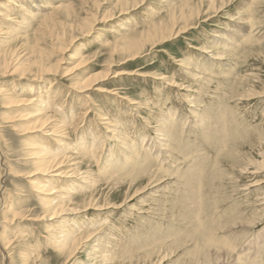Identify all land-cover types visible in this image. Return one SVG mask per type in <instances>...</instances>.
<instances>
[{"label": "rangeland", "instance_id": "obj_1", "mask_svg": "<svg viewBox=\"0 0 264 264\" xmlns=\"http://www.w3.org/2000/svg\"><path fill=\"white\" fill-rule=\"evenodd\" d=\"M117 1L101 0L97 8L92 0L0 3V26L19 31L0 35V53L10 48L24 58L38 36L43 38L39 45L49 50L64 30L60 23L69 26L63 10L52 13L56 5L71 4L77 16L97 18L91 35L82 33L72 51L57 57L62 58L59 69L41 79L38 93L33 84L25 86L29 79L0 71V88L10 96L37 97L47 107L20 118L23 111L34 112V104L12 102L0 93V264H264V0H231L220 11L217 5L209 8L212 0H201L193 28L126 64H117L120 56L115 57L114 70L126 73L114 77L110 71L91 89H74L110 67L117 39L148 30L184 3L149 0L124 16L106 17L118 13ZM19 2L40 10V16L48 14L50 22L27 18ZM11 14L18 16L13 23L6 18ZM16 19L30 22L16 29ZM47 116H53L50 128L65 126L58 133L66 132L71 149L81 148L65 151L75 157L66 162V174L78 172L62 178L74 184L69 200L60 204L42 202L30 182L38 177L30 176L37 171L32 146L40 136L54 151L58 144L56 135L28 132ZM89 175L96 181L93 205L80 209L85 192L78 184ZM61 207L71 211L67 229L106 220V230L70 259L50 243L65 215L50 218ZM92 247L95 252L88 254Z\"/></svg>", "mask_w": 264, "mask_h": 264}, {"label": "bare ground", "instance_id": "obj_2", "mask_svg": "<svg viewBox=\"0 0 264 264\" xmlns=\"http://www.w3.org/2000/svg\"><path fill=\"white\" fill-rule=\"evenodd\" d=\"M1 1L2 0H0V3H1ZM86 1L89 2V0H86ZM148 1L149 0H118L117 4H116V11H118V13L116 12L115 14H113V15L111 14L110 16L107 15L106 17L113 19L116 17L124 16L126 14L133 12V11H136L137 9H140L143 5H146ZM198 1L199 2H197L196 0H184V3L182 6L178 5L177 7H174L173 9H171L169 11L167 19L160 20L158 23L153 24L151 27L148 28V30H144V31H142V30L137 31L136 30L132 33H128L126 36L121 37V38H126L125 40H123V42L121 40L117 39L113 45L109 44V45H111V49H110L111 58L109 60L111 68L108 67V68H106V71H104V72L95 73L94 75L90 76L89 78L84 79L80 83L79 82L75 83V84L73 83L74 84L73 88L78 89L81 92H84L87 89H91L93 85L100 84L101 81H104L107 77H109L110 71H112V73L114 74V77L120 76V75L126 73V71L114 70L115 67L117 66V64H126L128 61L142 56L144 53L147 52L148 49H153L157 45L164 44L167 41H170L172 39L174 40V38L179 37L182 33L187 32L189 30V28H193V23L191 22V19L193 17H197L201 14V9H200L201 0H198ZM219 1H220L219 6H218V2L216 0L210 1V3H209L210 7L209 8L214 9L217 5L215 10L220 11V10L225 8V4L228 5L231 2V0H219ZM92 2L96 8L101 5V0H92ZM216 2H217V4H216ZM24 4L27 5V3H25V2L24 3L19 2L16 5L18 7H20V10L24 11V14L27 16V18H31V17L32 18H40V17H42V19L44 20V24H46V25L50 22V21H46L47 19H49V17H47L48 14L44 17L40 16L41 15L40 10H39V12H38V10H36V11L27 10L26 6ZM57 8L61 11L63 10L64 15L66 17V20H67V22L69 21L70 24H69V26H66L65 23H60V25L64 27V30L60 31L58 34L55 35V37H56L55 42L56 43H54V45L52 46V49L49 48V50H48L44 46L39 45V43H41L40 38H42V37L38 36V41L34 44V47L32 48L31 53L27 58L21 57L20 54L15 53V51H13V50L10 51V48L6 49L3 53H0V71L1 70L4 72L12 71L13 73L19 74L21 76L20 78H22V79H29V82H32V83H27V84H25V86H31L33 84V86H34L33 89L37 88V90H36L37 93L39 92V90H41L40 88L38 90L39 86L37 85L41 81V79L47 75L52 74L53 72H56L59 69V67L61 65V59L62 58L58 59L57 57L58 56L60 57L61 54L65 55V53L68 51H72L73 47L70 48V46L75 41L77 43L79 36L82 33H88L89 35H91V32H94V30H95L94 29L95 24H97V18L95 19L94 15L90 14L84 18L77 16L78 14L76 13V11L74 10V8L71 4H61L60 3V4L55 6L52 13ZM1 15H4V13L1 12ZM12 17L17 18L18 16L15 17L14 15L11 14V15H8L6 18L8 20H10V22L13 23L12 20H15V19H12ZM211 17H213V16H211ZM209 18H210V16L207 19H209ZM16 20L17 21L14 23V27H13L16 29H23L24 26H26V25H24L25 23L29 24V23H27L29 20H27V22L20 20V19H16ZM101 21H104V20H101ZM10 28H11L10 25H7V27H1L0 26V35L6 34L5 36H13V35L16 36V34H18L19 31L16 34H13L14 32H11L8 30ZM69 28H70V31H73V33L70 34L68 32ZM79 32H81V33H79ZM77 33H79V34H77ZM67 35H68V37H67ZM67 38H69L68 42H66ZM118 56H120V59H119L120 62L116 64V63H114L115 57H118ZM55 59H57V60H55ZM84 62H85V60H82L80 65H76L75 67H73L71 69V71H69V74L72 73L75 69L77 70V68L79 66L83 65ZM186 65L188 66V64H186ZM27 75H33V76L30 78ZM170 85H172V84H170ZM183 87H185V86H183ZM22 92L23 91H21V93ZM0 93L1 94L6 93L10 97V100H12V102L17 100L19 102L25 101L26 104H28V105L34 104L35 108L32 109V111H34V112L23 111L19 115L20 118H24V119L26 118L27 119L29 117L39 115V114H41L42 110H46V108H47L45 103H44L45 101L42 99V100H40L41 103H39L38 99H36L37 97H32V98H28V99H24V98L14 99L12 96L9 95L11 92H9L8 90H4L3 88H0ZM37 93H36V95H37ZM45 97H47V96H45ZM36 111H37V113H35ZM52 118H53V116H47L46 118L42 119L40 122L34 123V125H30L28 127V129H29L28 132H31L34 136H36V133L39 132L40 130L43 131V133L45 131L47 136L48 135L49 136H54V135L58 136V139H57L58 144L56 147V151L52 150V148H49L48 143L45 144V141H48V140H46V137L42 138L40 136L39 140H41V141L39 142V144L35 145L34 147L32 146V149H35V150H34V152H32L30 154L32 155L31 158L34 161V165L36 166L35 170H37V171L35 173H32L30 176H38V177L36 180H32L30 182L32 185H35L33 187L34 191L36 190L37 192L41 193V195L38 194V197L40 198V200H42V202H50V203L54 202L55 204H60L63 200H66L67 198L69 200V196L72 195L71 192H69V191H71V188L74 184L71 181V179L63 181L62 178H64V176L70 177L74 173L78 172V169L75 168L73 170V174H71L69 176L66 174V171L63 169L65 167V165L67 164L66 162L69 160L72 161L73 159L75 160V157H71L72 155H70V153H68V151L67 152H65V151L67 149L70 152H72L75 150L74 148H76V150H78L77 152H79V151L81 152V148L79 149L77 147H74L73 149H71V147H70L71 143L69 144V142H67L68 136L65 134L66 132L64 133V131H63L61 133H58L59 131H62L63 128H65L64 125H58L55 123L50 128L49 125H50V123H52ZM165 132L167 133V129H165ZM28 139L30 140L29 145H34V143L36 142L35 138L33 139V140H35L34 143L31 141L32 135H30V137H28ZM81 142H84V141H81ZM92 149L93 148H91L90 151ZM113 156L110 154L111 160H112ZM93 157L95 159H98L96 155H94ZM109 160L110 159L108 158V161ZM104 165H105L104 169L108 168V165L106 162L104 163ZM104 169H102V170H104ZM84 175L82 174V176H84ZM1 176L2 175L0 173V179H1ZM57 179L58 180L61 179V181L59 182V181H57ZM82 179H83V177H82ZM94 181H95V178H92L89 175L85 180H82L81 184H78L81 186L80 189L78 188V190H81L80 193L85 192L82 195L84 198L81 199V201L84 202V205L82 207H80V209L84 208V207H85V209H88V206L93 205L92 199H94V195H93L94 193L92 191H94V189H93ZM95 183H96V181H95ZM62 184H64L66 186V187L63 186L64 190H66V192L63 189H61V188H63L62 186H60ZM78 185H76V187ZM82 185H84V186H82ZM88 187H91V188L88 189ZM88 190L91 191L89 194H88ZM62 193H65V194H62ZM66 194H70V195H66ZM89 197H91V200L89 199ZM85 201H88V203H86ZM262 204H264V201ZM46 205H48V204H46ZM68 209H69L68 207H61L59 210L56 209V211H54V213H52V217L50 218V220H52L58 216H61V215H65V217L62 216V220H60V224H58L59 232H56L58 235L57 234H55L56 236L53 235V237H51L52 239L50 238L51 239L50 243H51V245H53V247H56L58 249H64V251L66 252V256H67L66 258L70 259V257L72 255H74L81 248L83 243H86L87 241L92 239V237H94L95 234L97 235L96 237H98L99 234L103 233L104 230H106V229H103V226H102V224L106 220L104 222H102L101 219H96L93 222L88 220V222H84V224L82 223L83 222L82 221L81 225H80V223L77 222V223H74V225L71 224L70 225L71 228L68 227L69 229H67L64 227V225L67 223V219H68L66 217L67 214L71 212V211H68ZM75 210H78L75 212L80 213L79 209H75ZM83 230H86V231L88 230V233L84 234ZM1 233H3V232H1ZM1 233H0V235H2ZM50 236H52V235H50ZM97 241L100 242V244H97V248H99V246H102V243L99 240V238H97ZM93 252H95V249H93V247H92L91 251H89L88 254H93ZM93 263L95 264L96 262H93ZM198 263H196V264H198Z\"/></svg>", "mask_w": 264, "mask_h": 264}]
</instances>
